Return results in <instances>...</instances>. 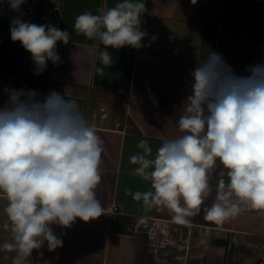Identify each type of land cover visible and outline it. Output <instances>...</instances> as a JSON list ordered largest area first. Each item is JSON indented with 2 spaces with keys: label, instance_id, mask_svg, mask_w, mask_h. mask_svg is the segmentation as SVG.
<instances>
[{
  "label": "clouds",
  "instance_id": "clouds-1",
  "mask_svg": "<svg viewBox=\"0 0 264 264\" xmlns=\"http://www.w3.org/2000/svg\"><path fill=\"white\" fill-rule=\"evenodd\" d=\"M25 2L7 0L19 13L10 37L31 54L34 74L41 75L49 61L62 62L57 44H67L70 33L24 21ZM144 11L141 0H122L76 17L75 31L104 46L98 75L112 63L108 48L145 46ZM247 72L236 75L223 55L212 51L191 72L185 114L178 121L183 135L165 141L154 158L146 140L137 143L142 152L129 160L151 188L131 194L146 210L166 208L173 223L188 225L213 191L215 170V200L203 209L206 221L223 225L244 211L264 215V63L249 65ZM104 151V141L75 100L55 90L42 99L35 90L8 91L0 108V196L7 201L2 227L12 239L0 249L16 253L12 264H26L45 244L49 251L62 247L52 225L68 228L77 218L88 222L104 214L96 194Z\"/></svg>",
  "mask_w": 264,
  "mask_h": 264
},
{
  "label": "crops",
  "instance_id": "crops-1",
  "mask_svg": "<svg viewBox=\"0 0 264 264\" xmlns=\"http://www.w3.org/2000/svg\"><path fill=\"white\" fill-rule=\"evenodd\" d=\"M61 1L60 29L69 31L70 40L58 42L62 62L49 61L41 75L34 74L31 54L10 35L0 34V108L10 89L21 88L35 90L41 99L55 90L77 102L104 141L102 181L96 189L104 214L88 222L77 218L68 228L52 225L62 247L49 251L45 244L26 264H162L176 247L162 243L161 250L154 244V227L184 237L182 264H251L256 244L264 239V215L244 211L223 225L206 221L203 209L215 200V170L210 174L213 191L201 212L189 217L188 225H177L166 208L146 210L133 199L131 193L151 185L135 175L137 166L129 158L142 152L140 140L149 143L154 158L165 141L183 135L178 121L185 114L191 72L212 51L222 54L238 76H247L249 65L264 63V0H141L145 46L108 48L112 63L103 76L96 68L103 67L99 50L104 46L78 34L74 23L86 11L97 14L122 0ZM6 204L0 196V230ZM6 236H11L8 231Z\"/></svg>",
  "mask_w": 264,
  "mask_h": 264
},
{
  "label": "built area",
  "instance_id": "built-area-1",
  "mask_svg": "<svg viewBox=\"0 0 264 264\" xmlns=\"http://www.w3.org/2000/svg\"><path fill=\"white\" fill-rule=\"evenodd\" d=\"M22 19L38 25L52 24L60 29L63 17V4L61 0H26L21 6ZM19 13L9 8L7 0H0V34L10 35V24ZM104 117L108 112L101 108ZM251 264H264V239L256 244L254 258Z\"/></svg>",
  "mask_w": 264,
  "mask_h": 264
},
{
  "label": "rangeland",
  "instance_id": "rangeland-1",
  "mask_svg": "<svg viewBox=\"0 0 264 264\" xmlns=\"http://www.w3.org/2000/svg\"><path fill=\"white\" fill-rule=\"evenodd\" d=\"M4 219L5 218L3 217L2 221H4ZM8 232L11 235L10 231ZM6 233L7 231L0 230V245H2L5 241H11L12 237L11 236L7 237ZM153 233L154 234L152 237L153 239L152 241L154 244H158L159 247H162V243H164L166 247L168 246L176 247V251L169 254V257L167 258V262H163L162 264H182L181 259L179 257H181L180 255L183 253V251L185 252L187 250L186 245L184 244V237H182L181 235L178 236L177 234L175 235L174 233L172 234L174 236L171 237L170 234L166 233L164 229L159 230L156 227H154ZM170 241H172V243ZM182 245L183 247H181ZM153 248L154 246H152V249ZM163 249L164 248L162 247L161 250ZM179 252L181 253L179 254ZM151 255L152 256L155 255L153 251H151ZM15 256H16L15 252H5L2 249H0V264H12V260Z\"/></svg>",
  "mask_w": 264,
  "mask_h": 264
}]
</instances>
